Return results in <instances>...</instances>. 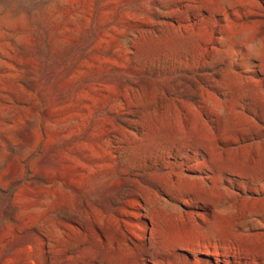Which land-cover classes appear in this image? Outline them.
Here are the masks:
<instances>
[{
  "label": "rangeland",
  "instance_id": "obj_1",
  "mask_svg": "<svg viewBox=\"0 0 264 264\" xmlns=\"http://www.w3.org/2000/svg\"><path fill=\"white\" fill-rule=\"evenodd\" d=\"M0 264H264V0H0Z\"/></svg>",
  "mask_w": 264,
  "mask_h": 264
}]
</instances>
